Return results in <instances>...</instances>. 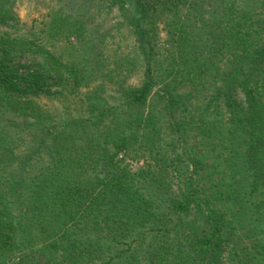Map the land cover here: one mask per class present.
Wrapping results in <instances>:
<instances>
[{
    "label": "trees",
    "instance_id": "16d2710c",
    "mask_svg": "<svg viewBox=\"0 0 264 264\" xmlns=\"http://www.w3.org/2000/svg\"><path fill=\"white\" fill-rule=\"evenodd\" d=\"M41 2L0 0V264H264V0Z\"/></svg>",
    "mask_w": 264,
    "mask_h": 264
},
{
    "label": "rangeland",
    "instance_id": "374dc122",
    "mask_svg": "<svg viewBox=\"0 0 264 264\" xmlns=\"http://www.w3.org/2000/svg\"><path fill=\"white\" fill-rule=\"evenodd\" d=\"M41 1L37 2V0H20L21 2L19 6L20 15L22 17H26L25 15H27L28 18L33 17L40 19L41 18L40 11L42 12L43 10H45L44 8L45 6H43V2ZM65 1H68L71 4V7L74 11L80 10L81 8L84 7L85 4L84 2L85 0H65ZM97 11H98V7L95 6H93L90 9V12L94 14V19L91 21L93 25L102 22L103 23L102 28H104L105 26H109L112 29V34H114L113 44L109 46L108 52L111 51L112 53L113 49L115 48V46L118 45V43H120L123 46L122 47L123 50L128 49V48L126 49V45L128 44V46L131 47L130 52L131 53L134 52L135 48H132V46L136 42L134 41V35L131 32L132 29L126 27V25L117 24V21L121 20L119 11L116 8H113L111 9V11L109 10V12H107L108 14L105 12L102 13L100 11L98 15L95 14L97 13ZM105 18L108 19L106 23H104ZM105 49L107 50V48ZM236 97L241 101L243 100L240 93Z\"/></svg>",
    "mask_w": 264,
    "mask_h": 264
}]
</instances>
